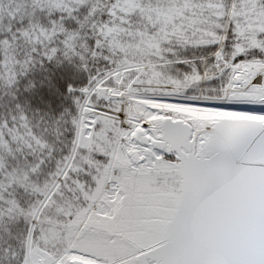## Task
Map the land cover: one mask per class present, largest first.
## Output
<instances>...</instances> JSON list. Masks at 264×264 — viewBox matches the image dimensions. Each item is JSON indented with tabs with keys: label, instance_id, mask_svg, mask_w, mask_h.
I'll return each instance as SVG.
<instances>
[{
	"label": "snow or ice",
	"instance_id": "snow-or-ice-1",
	"mask_svg": "<svg viewBox=\"0 0 264 264\" xmlns=\"http://www.w3.org/2000/svg\"><path fill=\"white\" fill-rule=\"evenodd\" d=\"M0 264H264V0H0Z\"/></svg>",
	"mask_w": 264,
	"mask_h": 264
}]
</instances>
